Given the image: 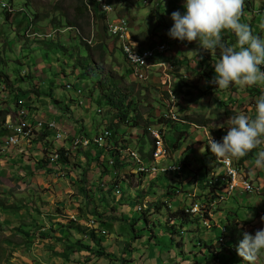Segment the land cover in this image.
<instances>
[{"label":"clouds","instance_id":"9594fccd","mask_svg":"<svg viewBox=\"0 0 264 264\" xmlns=\"http://www.w3.org/2000/svg\"><path fill=\"white\" fill-rule=\"evenodd\" d=\"M142 1L144 5L150 6L156 3L153 11L156 12L160 21L158 22L159 28L156 30V34L163 35L165 30L163 26L164 19L160 18V13L164 14V12L158 9V4L154 0ZM85 2L88 6L89 17L92 15L90 17L91 25H94L91 35L81 36L80 31L74 27V25L78 27H81V25L77 21L71 22L73 23L72 27L67 24L68 29L65 32L59 30L56 34L49 33L44 35L41 39V41L46 42L44 47L49 46L50 48H54L53 45L57 38L54 36L67 33L68 30L75 32L76 37L80 38L83 43L89 46L88 52L97 50L96 47L98 45H102L103 47L102 43L97 44L94 31L101 38V42H103V37H108L112 42L119 45L123 58L129 65L127 72L132 77L144 82L150 81L153 78L161 83L162 91L157 98L159 106L155 107V109H158L156 114L153 113L151 123L147 121L144 124L141 123L142 116L138 112L134 114V116L140 115L137 122L130 117L123 120L117 116L115 108L106 104V98L101 93L102 91L94 88L97 81L100 79L103 80L105 78L104 76L109 77L108 73H100L97 71L96 73L99 75V79L90 86L92 87L91 97H93L94 93H97L98 101H101L99 104H102L103 109L107 111L109 120L112 119L110 110H113L114 116L109 126L93 131L94 126L89 124L92 118L90 115L91 112H88L90 108L88 102L93 103V100L86 96V88L79 86L81 78L85 75H91V72L89 71L87 73L84 70L79 72V60L74 68V75L71 76L75 80V83L69 81L61 82V76L58 78V87L61 89V92L69 94V97L66 96L65 98L60 96L59 93H55L56 95L54 97L53 93L55 90L53 84H50L51 79L46 78L47 85H52L49 88V94L45 93L42 89L44 80L41 79V74L42 72L43 74L45 72L47 73L46 70L39 71L36 75L35 73L32 75L31 71H29V73H22L23 75L19 77L20 80H23L24 77L29 78V76L31 79L40 78L41 83L35 82L33 87L28 89L32 90L35 87L36 89L34 91L36 93L33 91L27 92V90L23 93L14 84L15 79L13 75L7 71L6 76L8 77V82L0 80V155L6 157L5 161L3 160L4 158L2 159L0 157V166H4L3 162H6L7 159L11 160L13 158L12 153L14 151H20L18 155L23 156V158L28 157L29 160L33 154L27 156V153H31L33 149H38L37 144L42 143V157L38 160L34 171L29 172L21 166L29 175L24 173H19V175L42 177L47 174L52 181L72 177L78 186L81 183L83 187L94 191L89 194L93 196L92 200L95 208H99L100 212L103 213L102 218L91 216V214H87L88 217L83 218L80 213H73L66 217L65 222H69L68 224L64 225L63 221L60 223L62 225L60 228H65L69 231L72 230L78 236H81V241H75L71 245L73 248L75 245H78L77 242L81 245L91 246L95 251H98V247L101 246L107 253L111 254V257H109L110 260L121 261V264H134L135 261L123 255L126 253V250H129L131 253L136 252L134 240L139 239L141 236L136 233L135 227L144 220L147 227L152 231L153 237L156 238L164 235L161 232L157 235L155 228L166 225L168 219L172 223L171 228H169L172 234V241L175 237L173 234L179 235L182 237V240L184 236H187L188 230L184 227L187 223L192 226V232H198L189 242L181 241L178 243V246L183 247L188 243L191 245L194 244L193 246L199 247V249L202 247L206 248L212 259H217L218 256L226 254L229 257L235 258V262H238V264H244L245 262L246 264H258L260 259L264 257V224L259 227V221L255 222V220H250L247 217H243L242 222L237 220L234 224L229 219L218 221L214 218L218 212L223 211V207L226 206L232 197L238 196L242 199L244 195H247V197L257 195L264 199V184H256L254 179L249 177L245 163L252 156L253 151L259 149L256 153L254 164L255 167L264 169V147H261L264 145V94H261L256 99L254 109L250 110V114L244 113L247 109L243 111L239 110L238 103L235 102V99L232 101L230 98H226L223 104L220 99V103L215 107L216 110L212 112L213 116H206L204 114L191 115L186 113L190 106L196 110L195 105L201 101L203 96L209 95L218 89H228L232 85L239 88L259 86L263 88L264 92V38L255 35L248 24L241 22L243 5L250 7L251 1L185 0V12L183 14L178 10L171 13V19L174 21V24L169 29L168 35L173 40L163 42L160 38L158 43L151 46H144L143 37L135 33L137 29L134 25V17L129 12L127 0H86ZM93 3L105 18L103 23L105 29L102 35L99 34L97 27H95L96 22L92 9ZM262 5L263 1L258 12L264 15ZM2 10L5 12L7 19L8 16L14 15V9L9 5L2 4ZM112 13L114 16L113 20L110 19V14ZM118 20H124L127 25V36L123 41L109 32L110 25ZM33 24V20L29 18L23 30V36H21L24 40L28 39L29 41L32 39L33 41H37L36 36L38 34L31 31L34 26ZM224 32H231L235 35L236 41L234 45H229L224 42ZM146 34H149V32ZM52 40L53 43H51ZM172 42H197L199 47L205 51H209L212 57L219 55V59L213 64L215 75L212 80L208 81L209 89L201 90L197 86H193L187 79L184 78L181 80V75L176 74V69L169 60L173 52ZM125 45H128L133 52L145 59V63L132 62L128 53L125 51ZM62 46L58 45V48L55 49H64ZM82 46L86 48L85 45L82 44ZM99 49L101 50V48ZM91 54L92 62L95 65L91 71L95 72L98 66L94 63L93 55ZM4 62L6 63V61ZM18 65H25V63L21 61ZM38 66L41 65L39 64ZM43 67L45 68L47 66L43 65ZM48 69L52 70L53 68ZM61 72L64 73L63 71ZM109 73L111 74L110 79L116 82L118 87L122 89L113 74L111 72ZM57 74L60 75L59 72ZM39 75L40 77H38ZM122 90L125 92L128 91L125 89ZM104 91L106 93L108 92L107 90ZM28 95L30 97L28 99L25 98ZM133 95L138 97L139 95L133 91L130 96L133 102L139 104L140 100L136 99ZM46 96L52 103L54 101L56 104H59L56 110L63 111L66 114V119H73V132H68L64 129L65 123L61 120L60 115H56L50 120L30 119L31 112L35 110L32 106L33 101L36 102L40 97L46 98ZM193 97H196L194 101L192 100ZM62 98L66 99V102ZM14 101L17 102V106H15ZM12 104L14 105L13 108L10 106ZM5 105H8V108H5ZM54 106L56 105L54 104ZM72 106H74V109H78L79 113H74ZM95 111L97 114H101L102 109L97 108ZM4 112L7 113L4 114ZM22 112H24V115H22ZM188 112L190 113V111ZM82 113L83 115L81 116ZM182 113L185 115L183 116ZM107 120V118H103V122ZM155 120L157 122L154 124L153 122ZM219 120H222V122H218ZM23 123L26 124L24 133L31 130L30 133L20 137L18 143L11 144L10 138L15 134L9 126H22ZM121 123L126 127H118V124L120 125ZM176 123H193L196 124L195 127L197 129L203 128L205 140L197 145L201 144L203 146L202 148L204 150L202 151V148L200 149L202 153L207 149L208 154L211 156L210 164L193 168L188 162L191 156L184 159L183 155H176L181 143L176 142L172 146L167 138L168 130L177 128ZM40 124L41 126H39ZM51 124H54L55 127L51 128ZM132 126L137 128V131L131 132L133 134L130 135V139L133 141L137 140L136 146L127 143L132 140L116 138V135L120 133V129H126ZM57 133L61 134L60 139H57ZM184 136L187 138L188 133L181 132L179 139ZM55 142L59 144L56 146ZM60 150L66 152V157H74L77 165L85 164L88 154L89 160H91L98 153L103 152L102 161L104 167H101L102 169L98 167L94 175L95 179L96 175L101 173L97 179L98 183H93L94 179H91L88 185L82 183L80 178L75 176L76 169L74 170L72 168L71 170L68 164L61 161L62 155ZM113 150L119 152L120 157L117 160L110 158L111 151ZM32 159L35 160L33 157ZM28 160L26 161L28 162ZM225 160L229 162L228 165ZM38 165L39 169L37 167ZM92 165L96 166V163H92ZM131 167L132 175L138 180L144 178V181H147L149 184L151 182L154 189L156 187L163 189V193L159 194L158 198L149 200L150 196L143 194L142 190H140L131 199L122 197L114 205L112 201V206H110L111 212H109L107 202L104 203L105 206L101 207L99 192L103 191L108 198L112 199H115L116 195V198L121 197L122 189H127V179L125 177L122 178V175L126 172L127 168ZM228 167L234 172L236 171V181H238V184L229 173ZM45 169L47 172H45ZM68 174L72 175L68 176ZM101 175L103 176L102 179ZM109 176H111V179L116 178V181L111 182L110 179L109 182L105 180ZM167 176L169 181L162 182V179ZM158 180L160 183L155 184L154 182ZM244 180L248 181L250 188H244L242 186V181ZM231 182L236 184L234 188H230ZM186 186H188L187 189L185 188ZM110 189L112 190L111 197L108 194ZM134 197L138 198L136 199ZM82 199L85 205L87 202L85 197L83 196ZM176 200H179V205H176L178 202ZM0 201L5 202V205L7 204L6 199ZM77 202L81 206L80 200ZM13 205H6L4 207L10 209V206ZM118 206L120 209H117ZM164 207H166V212H163ZM127 208H130L129 211L132 215L130 218H127L124 214ZM105 209L107 210L104 211ZM79 210L82 209L79 208ZM113 213H116L115 217ZM163 214L166 215V219L163 222H159ZM104 216L107 219H103ZM261 217L264 219V212L261 213ZM59 219L56 218V220ZM113 219H116L115 223H118L117 221H124L128 224L126 235H129V230L132 231V241L129 240V242H126L122 240L125 238V235L118 233L115 223V227L113 226ZM56 220L54 222H57ZM101 221L113 229L116 236L114 246L113 244L108 245V247L104 245V237H108L110 234L106 228L101 230ZM176 221H179V224H176ZM78 227L85 229V231L80 230ZM92 230L98 234L101 240L99 246L93 243L88 237L89 232ZM201 230H203L204 235L201 234ZM207 231H210V233H206ZM34 233L36 232L34 231ZM206 234H210L212 238H205L204 236ZM237 237L241 239L239 242L236 241ZM119 241L126 244L124 245L125 251L121 254V258L120 254L116 258L115 250L112 253L108 249L118 248L120 251L119 246L121 244H116ZM195 241H198V243H195ZM106 242H113V239L106 240ZM94 245L97 249L94 248ZM66 246L69 247L68 245ZM127 246H130V249ZM82 252L88 254L86 259L89 262L95 259V257L92 259L91 253L86 250L77 251V253ZM77 253H74V255ZM198 254L203 255L201 251ZM70 258L67 257L69 261H71Z\"/></svg>","mask_w":264,"mask_h":264},{"label":"rangeland","instance_id":"374dc122","mask_svg":"<svg viewBox=\"0 0 264 264\" xmlns=\"http://www.w3.org/2000/svg\"><path fill=\"white\" fill-rule=\"evenodd\" d=\"M80 1L81 0H1L0 57L6 61V63L2 65V69L5 72L8 71L11 75H13V78L15 79L14 84L19 87L23 93L29 88L33 87L35 82L41 83L42 79L44 80L42 89L45 91V93L49 94V88L52 87V85H47L46 78H48L51 79V81L49 80L50 84H53L54 86V97L56 95L55 93H59L60 96L65 98L66 96L69 97V94L61 92V89L58 87L59 76H61V82L69 81L75 83V80L71 76L74 75L76 63L78 60L82 61L83 59L89 58L90 53H92L91 55H93V61L98 66V68H96L95 72L91 71V75H85L83 78H81L79 86L81 88L85 87L86 96L93 100V103L88 102L90 105L88 112H91L90 115L92 117L89 124L94 126L93 131L109 126L114 116L113 110H110L112 113V119L109 120L107 111L103 109V106H101L102 104H99L101 101H98L99 98L96 96L97 93H94L93 97H91L92 87L90 86L99 79V75L96 73L97 71L100 73H108L109 77H111V74L109 73L111 72L117 82L120 83V87L122 89L128 91L134 90V92L139 95V97L135 95L133 96L140 100L138 104V113L142 116L141 123L144 124V122L147 121L151 123V117L153 113L156 114L158 110L155 109V107L159 106L157 98L158 95L160 96L162 91L161 83L153 78L150 81L144 82L132 77L131 74L127 72L129 65L124 60L119 45H117L115 42H112L111 39H108V37H103V42H101V38L98 37L97 32L94 31L97 44L102 43L103 47H101V50H91L89 53L88 50L82 46L81 39L76 37V33L72 31L70 32L68 30L67 33L54 36L57 37L53 45L54 48H50L49 46L46 48L44 47L46 42L41 41L42 37L49 33L56 34V32L59 30L65 32L66 29H68L66 21H77L81 27L76 25H74V27L76 30L80 31L81 36H86L87 34L91 35L94 25H91V21H88L87 18H84V16L80 14L77 8L80 4ZM2 4L13 7L14 15L8 16L7 19L5 12L2 10ZM155 4L156 3L150 6L144 5L142 0H135V2L134 0H128L129 12L134 17V25L140 30V32L135 33L143 37L144 46L154 45L158 43L162 37V34H156V30L159 28L158 22L160 21L156 15V12L153 11ZM25 17L26 19H24ZM28 17L33 20L34 26L32 27L31 31H34V33L38 34L36 36L37 41H33L32 39L28 41V39L24 40L21 37L23 36V30L28 23ZM90 17H92V15ZM113 18L114 16L112 13L110 14V19L113 20ZM53 20L61 22L60 29H58L55 24L52 23ZM167 20L170 23L173 22L171 19V14L169 13ZM146 31H148L149 34H146ZM51 43H53V40ZM58 45H63L62 47L65 50L55 49L58 48ZM21 61L24 62L25 65H18V63ZM39 64L41 66L37 67ZM42 64L46 65L47 67L44 68ZM83 64H87L85 66L90 65V67H95L91 57L87 59V62H83ZM48 68L53 69L49 70ZM43 70H46L47 73L45 72L43 74L42 72L41 79H31L24 77L23 80H20L19 78L20 75H23L26 72L29 73V71H31L32 75H34V73L36 75L39 73V71ZM83 70L84 69L78 65V71L82 72ZM57 72H59L60 75H58ZM64 74L66 77L63 76ZM38 77H40V75ZM89 87L90 89H88ZM53 103L56 105V107L59 106V104H56L54 101ZM10 106L13 108L14 105L12 104ZM201 106L204 110V113H198L192 106L189 107L186 113L191 115L204 114L206 116H213L212 112L215 111L216 108L211 109L212 107H210L208 104H202ZM72 107L74 113H79L78 109H74V106ZM97 108L102 109L101 114L96 113L95 109ZM188 111H190V113ZM182 114L183 116L185 115L184 113ZM103 118H107L108 120L103 122ZM156 122L157 120H155L153 123L155 124ZM218 122H222V120H219ZM175 125H177V128L168 130L167 138L172 146L176 142L181 143L176 155L178 156L181 154L183 155L184 159H186L188 156H191V159H188V162L193 168L210 164L211 156L208 154L207 149L202 153L200 151L201 147L197 145L198 143H202L205 140L203 128L197 129L195 127L196 124L193 123H176ZM119 126L125 125L121 123L120 125L118 124V127ZM136 131L137 128L135 126L126 129H120V133L116 135V138H126L128 140H132L130 139V135L133 134L131 132ZM181 132L188 133V137L186 138L184 136L179 139V134ZM127 143H131V145L136 146L137 140H132L131 142ZM55 144L57 146L59 143L55 142ZM201 150L203 151L204 149L202 148ZM0 157L2 159L4 158L3 160L5 161V156L0 155ZM74 163H77V161L74 160ZM20 169L21 166H19V164L16 165V163H13L9 165L7 161L4 163V166H0V200L6 199V205L14 204L21 208L20 210H17L11 208L9 209L7 207H0V264H71L67 257L69 258L72 256L76 257L75 263L73 262L74 264H121V261H112L105 257L95 258L93 261L89 262V260L86 259L88 257H86L87 253L82 252V255L79 253L74 255L72 251L66 252V248L63 247L62 243L63 239L55 236L57 232L64 236V234L57 229L62 226L60 224L62 221L64 225L69 223L65 222L68 215L80 213L83 218L88 217L87 214L89 215V211L85 207L87 202L84 205V201L82 199L83 195L79 191V189L83 187L81 183L80 186H78L72 177L52 181L47 174L43 175L42 177L37 176L35 178L21 176L18 172ZM70 169L72 170V168ZM131 170L132 167L127 168L126 172H124L122 175V178L125 177V179H127V189H122V196L116 198V195L115 199L108 198L107 204L109 206V212H111L110 206H112V201L114 205V203H116L122 197L125 199H131L133 196H135L134 194H137L140 190H142L143 194H148L150 196L149 200L158 198V195L163 193V189L159 187L154 189L151 182L149 184L147 181H144V178L138 180L134 175H132ZM65 174L67 175V173ZM100 174L101 173L97 174L94 179L95 174L91 173V177L89 176L90 178H88V181H91L93 178V183H98L97 179L99 178ZM70 175L72 174H68V176ZM110 179L111 176L105 180L109 181ZM110 181L114 182L116 181V178H112ZM154 183L158 184L160 181L158 180ZM185 188L187 189L188 186ZM134 198L137 199L138 197ZM79 200L82 207L80 206L79 202H77ZM79 208L82 210H79ZM117 209H120V207L118 206ZM243 211L244 212L239 215L240 217H244L248 214L249 217L247 218L254 220L255 213L254 215L251 214V212H253L252 210L243 209ZM163 212H166V207H164ZM113 216L115 217L116 213H113ZM56 218L60 219L56 220ZM103 219H107V217L104 216ZM165 219L166 215L163 214L161 219H159V222H163ZM214 219L222 221L224 219V211L218 212ZM54 220L57 222H54ZM115 220L116 219H113V226ZM117 222L118 223H115V226L118 229V233L125 235V238L122 240L126 242H129V240L132 241V231L129 230V235H126L128 224L124 221ZM166 222V225L155 228L157 235L160 232L164 235L156 238L153 237L152 231L147 227V224L144 220L141 224L135 227L136 233L141 236L139 239L134 240V243L136 244L135 249L138 254L144 257L142 258V261L137 262V264H150L156 258L155 251L163 245L165 248L162 251L165 249H172L173 252L178 254L179 259L176 261L177 264H195L196 262L205 261L206 256L207 259L210 260L209 251L206 248L202 247L199 249V247H194L189 243L188 248L186 247L187 245H184L181 248L183 250V254H181L177 244L181 241L189 242L191 238H193V236L198 232H192V226L187 223L184 226L186 230H188L187 236H184L182 240V237L177 234H173L175 237L172 241V234L169 231L172 223L168 219ZM176 224H179V221H176ZM106 230L110 235L108 237H104L105 245L108 247V245L113 244L114 246L116 239L115 233L111 227H107ZM27 231H35L36 235L34 234L32 236V238L35 239L30 240L26 235V233H28ZM206 233H210V231H207ZM201 234H203V230H201ZM42 236H50L52 237L51 240L53 237H56L57 240L55 243L50 241L44 243L43 239L41 238ZM72 238L75 241H81V236H77V238L76 236H69L70 240H72ZM112 239L113 242H106V240ZM240 240L241 239L239 237L236 238L237 242ZM195 243H198V241H195ZM77 244L79 245V242H77ZM116 244H121L119 246L120 251L118 248H114L116 252V255H114L117 258V256L120 254L121 258V254L125 251L124 245L126 244L120 241ZM94 248L97 249L95 245ZM185 248H187V251L184 252ZM199 251H201L203 255L198 254ZM176 253H174V255ZM184 257H189L191 260H182ZM163 259L164 258L162 256L159 259L158 264H165ZM261 261L264 263V257H262L259 262ZM166 264L171 263L169 262ZM244 264H246V262Z\"/></svg>","mask_w":264,"mask_h":264},{"label":"crops","instance_id":"0c3cea01","mask_svg":"<svg viewBox=\"0 0 264 264\" xmlns=\"http://www.w3.org/2000/svg\"><path fill=\"white\" fill-rule=\"evenodd\" d=\"M154 1L157 2L158 9L164 12V14L160 13V16H161L160 18L164 19L163 26L165 27L164 34L161 37V41L163 42L172 41L173 38H171L168 35V31L173 26L174 21L172 23L168 22L167 16H168V13L171 14L173 11H177V10L183 14L185 12V8H184L185 0H154ZM250 1H251L250 7H246V5H243L241 22L248 24L253 30V33L255 35H258L261 38H264V15L258 12L260 10L261 3L263 0H259V1L250 0ZM127 4H128V0H127ZM136 29H137V32H140V30L137 27ZM146 33H148V31H146ZM223 40L226 44L234 45L236 41V37L231 32H224ZM172 46H173V52L169 60L175 67L176 74L181 75L180 76L181 80L185 78L187 79V81L193 84V86H197L201 90L209 89L210 86L208 84V81L212 80V78L215 75V69H214L213 64L216 62V60L219 59V55L212 57L211 53L209 51H205L201 49L197 42H191V43L172 42ZM261 94H264V92H263V88L259 86L239 88L235 85H232L228 89H225V90L218 89L217 91H214L213 93L209 95L207 94L203 96L201 101L197 103L195 106L198 112L204 113V110L202 109V106H201L202 104H208L210 107L215 108L220 103V99L222 100L221 103L223 104V101L226 98H230L232 101H234L235 99V102L238 103L239 110L243 111L247 109V111H244V113L250 114V110L254 109L256 99ZM29 97L30 95L26 96L25 98L28 99ZM62 100L66 102V99L62 98ZM32 106L35 108V110L31 112L30 119L50 120L51 118H54L56 115H60L61 120L64 121L65 123L64 129L68 132L74 131V126L72 124L74 123L73 119L71 120L66 119L65 118L66 114L63 111L56 110L57 107L54 106V104L51 101H49V99L40 97V99L37 100L36 102L33 101ZM5 108H8V105H5ZM82 115L83 113L81 114V116ZM37 146H38V149L37 148L33 149L31 153H27V156H29L30 154H33L32 157L35 160H33L32 157H30L29 160H28V157L23 158V156L18 155V152L20 151H14L12 153L13 158L11 160L7 159L8 164L11 165L13 164V162H15L16 165L19 164V166L24 167L29 172H33L36 167V164L38 163V160H40L42 157V152H41L42 143H38ZM199 147L202 148L203 146L199 144ZM261 147L263 148L264 145H262ZM258 151L259 149L253 151L252 156L245 163H246V168H247L249 177L253 178L256 184L259 183V185L260 184L263 185L264 184V169L257 168L255 167V164H254L256 153ZM26 160H28V162ZM4 163L5 162H3V165ZM22 167L18 172L20 174L21 173L27 174L25 172V169H22ZM33 177L35 178L37 176H33ZM166 181H169L168 176L162 179V182H166ZM242 197H243L242 199L238 196L232 197L231 198L232 200L230 199L231 201L229 200L226 206L223 207L224 217H226L224 219L225 220L229 219V221L232 222L233 224L237 220L242 222L243 217H240L239 215L244 212L243 209L252 210L253 212H251V214L254 215L255 213V218H254L255 222L259 221L260 222L259 227H261L264 224V219H262L261 217V213L264 212V199L257 195H253L251 197H247V195H244ZM176 201H178L176 205H179L180 204L179 200H176ZM129 210L130 208H127L124 212L127 218H130L132 216ZM244 217H249V216L247 214ZM57 230H59L61 233L64 234V236L60 235L58 232L55 234L56 237L62 238L64 240L62 241L64 248L66 247V245L68 246L73 245L75 240L73 238L72 240H70L69 236L71 237L76 236L77 238L78 236L77 233H75L72 230L69 231L65 228H59ZM56 237H53V239L51 240L52 237L49 236V239L47 241L55 243V241L57 240ZM204 237L212 238L210 234H206V236ZM185 245H187L186 247L188 248V244H185ZM127 247L130 249V246H127ZM164 248L165 246L163 245L162 247H160L158 250L155 251L156 258L150 264H158L159 259L162 256L164 258L163 260L165 264L169 262L171 264H177L176 261L177 259H179L178 254L176 252H173L172 249H165L164 251H162ZM178 248L180 249L181 254H183L182 253L183 250L181 249L182 246H178ZM187 248H185L184 252L187 251ZM108 251L113 253L114 249L109 248ZM83 253H86V252H83ZM83 253H79V254L82 255ZM174 253L176 254L174 255ZM87 256L88 254H86V257ZM123 256L130 257V259L135 261L136 264H137V261L140 262L142 261V258H144L137 252L131 253L129 250H126V253ZM75 258H76L75 256H72L70 258L71 264L75 263ZM196 258H197V254H196ZM186 259L187 261L191 260L189 259V257H184L182 260H186ZM211 263L212 264H238V262H235V258L229 257L226 254L218 256L217 259L210 258V260L206 259L205 261L196 262L195 264H211ZM258 264H264V263L259 262Z\"/></svg>","mask_w":264,"mask_h":264},{"label":"trees","instance_id":"16d2710c","mask_svg":"<svg viewBox=\"0 0 264 264\" xmlns=\"http://www.w3.org/2000/svg\"><path fill=\"white\" fill-rule=\"evenodd\" d=\"M78 10L80 12V14L82 16H84V18H87L88 21H90V17H89V13H88V6L86 5V2L81 0L80 1V4L78 5ZM92 9H93V13H94V18H95V22H96V27L99 31V34H104V15L99 11V9L97 8L96 5H94V3L92 4ZM262 9L264 11V0H263V5H262ZM26 19V17L24 18ZM28 20H29V17H28ZM53 24L56 25V27L58 28H61V22L58 23L56 20H53L52 21ZM66 24L68 25H71L70 27H72V24L70 21H66ZM89 25V23H88ZM102 37V36H101ZM81 44L85 45L87 50H89V46H87L85 43H83L81 41ZM102 45H98L96 47L97 50H100L99 48H101ZM91 57V56H90ZM89 57V58H90ZM89 58H86V59H83L82 61H80L79 65L82 69H84V71H87V73H89V71L91 72L92 70V67H90V65L88 66H85L87 64H83V62H87V59ZM4 60H2V58L0 57V80H2L3 82H8V77L6 76V73L3 69H2V65L4 64ZM82 76V75H81ZM105 78L102 80L100 79L99 81H97L96 85L94 86V88H97L99 91H102L101 93L105 96L106 98V104L110 105L111 107L115 108V113L117 114V116L121 117L123 120L127 119L128 117L130 118H133L135 119V121L137 122L140 115H136L134 116V114H136L138 112V103H135L132 101V97L131 94L133 93L134 90H131L130 92L129 91H124L122 89H120L118 87V84L114 81H112V79H110V77L108 76H104ZM30 78V76H29ZM34 89H36L34 87ZM34 89L32 90H27V92H34L36 93V91H34ZM104 90H107L108 92L106 93ZM196 97H193L192 100L194 101ZM128 100H131V101H128ZM14 104L15 106H17V102L14 101ZM7 112H4V114H6ZM1 114V113H0ZM61 152V161L63 163H66L68 164L71 168H73L75 170V176L77 177L79 175V178L81 180L82 183L88 185L89 181H88V178L91 177V173L92 174H95L96 172V169H98V167H104V163L102 161V157H103V152L101 153H98L96 155V157L94 159H91L89 160V154L87 155V161L85 164H79L77 165L76 163H74V157H71V158H68L66 157V152H64L63 150H60ZM120 155H119V152L118 151H111V156L110 158L112 159H116L119 158ZM92 163H96V166L95 165H92ZM77 166V168H76ZM38 169H39V165L37 166ZM97 167V168H96ZM102 169V168H101ZM102 171V170H101ZM45 172H47V170L45 169ZM90 176V177H89ZM102 175H101V179H102ZM93 179V178H92ZM80 193L85 197V200L87 201V204L85 205V207L87 208V210L89 211V214H91V216H97L98 218H102L103 217V213L100 212V209L99 208H95V206L93 205V196H91L89 193H92L94 192L93 190H88L86 187H82L79 189ZM111 193H112V190L110 189L109 190V197H111ZM100 194V205L101 207L105 206L104 203H106L108 201V196L103 193V191H100L99 192ZM91 200V201H90ZM0 206L4 207L6 206L5 205V202H2L0 201ZM100 207V208H101ZM10 208H16L17 210L20 209L19 206H10ZM107 209H105L104 211H106ZM101 230L102 229H105L107 228L109 225L102 222L101 221ZM62 227V226H61ZM80 230H84L83 228L81 227H78ZM35 233L34 232H31L29 231L28 233H26L27 237L32 240V236L34 235ZM88 237L90 238V240L95 243V244H100L101 240L100 238L98 237V234L92 230L89 232L88 234ZM43 239L44 242H46L49 237L47 236H42L41 237ZM83 250H86L88 252L91 253V258L93 259V257L95 258H102V257H105V258H109L111 257V254L107 253L104 248H102L101 246L98 247V251H95L93 249V247L91 246H86L84 244H79V245H75V247H67L66 248V252L68 251H72V253H77V251H83Z\"/></svg>","mask_w":264,"mask_h":264},{"label":"built area","instance_id":"2783aa9c","mask_svg":"<svg viewBox=\"0 0 264 264\" xmlns=\"http://www.w3.org/2000/svg\"><path fill=\"white\" fill-rule=\"evenodd\" d=\"M126 22L124 20H118L116 21L114 24L110 25L109 28V32L114 35L119 37L120 40H124L127 36V25L125 24ZM125 51L128 53L129 58L131 59L132 62L134 63H145V59L141 58L139 55H137L135 52H133L130 47L128 45H125ZM138 57V58H137ZM22 115H24V112H22ZM26 126L25 123L22 124V126H12L10 125L9 128L13 129L14 131V136H12L10 138V143L11 144H16L19 142L20 137H23L24 135H27L30 133L31 130H28L27 133H24V127ZM41 126V124L39 125ZM51 128H54L55 125L51 124L50 125ZM57 139L61 138V134L57 133ZM226 164L228 165L229 162L227 160H225ZM229 173L234 177L235 181H236V177H237V173L236 171L234 172L230 167H228ZM236 183L238 184V181H236ZM235 183L231 182L230 183V188H234L235 187ZM242 186L244 188H250V184L248 183V181H242Z\"/></svg>","mask_w":264,"mask_h":264}]
</instances>
